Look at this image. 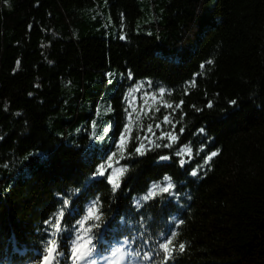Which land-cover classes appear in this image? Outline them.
Listing matches in <instances>:
<instances>
[{"label":"trees","instance_id":"16d2710c","mask_svg":"<svg viewBox=\"0 0 264 264\" xmlns=\"http://www.w3.org/2000/svg\"><path fill=\"white\" fill-rule=\"evenodd\" d=\"M125 123L123 185L85 194ZM149 124L154 144L136 156ZM156 124L178 142L155 147L166 144ZM180 145L191 152L184 169L174 163ZM160 155L173 166L155 164ZM165 175L176 195L135 207ZM62 197L78 210L99 197L96 264H163L159 242L170 232L168 264H264V0H0V264H38L44 221ZM74 222L66 213L57 264H72ZM126 230L128 243L111 245L107 260V232Z\"/></svg>","mask_w":264,"mask_h":264},{"label":"snow or ice","instance_id":"6c2138e0","mask_svg":"<svg viewBox=\"0 0 264 264\" xmlns=\"http://www.w3.org/2000/svg\"><path fill=\"white\" fill-rule=\"evenodd\" d=\"M123 38V37H121ZM207 63L211 64V61ZM19 65V62H18ZM203 68L204 65H201ZM129 78H132V74L129 72ZM150 83V82H149ZM139 87V86H137ZM160 93H164V89L161 88ZM149 95L145 93V96ZM183 101H181V104ZM233 105L236 104V101L231 102ZM209 108H212L213 105L209 103L207 105ZM165 107L171 108L172 105L166 104ZM128 109H125L127 112ZM149 111H151L149 109ZM159 111V109H157ZM163 123L174 125L175 121L169 119V116H165L163 119ZM93 127H95V122H93ZM156 129H161L160 124L155 125ZM143 132L144 129H141ZM203 133L205 130L201 128L199 130ZM183 132V129H181ZM150 137H156V132L153 131V125L149 124L146 130V133L143 137H136V147H135V155L143 157L147 155V152L151 149L148 147V144L153 143L154 140H151ZM159 139L167 140L166 144H155V147H165L171 148L173 142H178V136L173 134V132H165L161 129ZM132 136L129 132V124L125 123L123 125V130L120 132L118 139L114 142V147L116 151H111L102 156L101 162L96 164L94 171L85 181L86 190L85 194L91 190V187H95L99 183H107L111 187L113 192L118 191L123 185L124 178L127 174L128 167H119L116 165L119 164V159L123 158L124 153L127 152V144L131 143ZM187 145H180L178 150L174 153L177 158L174 163H177L179 168L184 169L186 163H190L188 160V156L191 155L189 151L187 155L185 154V149ZM119 153V159L118 157ZM218 153L213 151L208 156L205 157V162L208 163L212 160L214 156ZM35 155V154H34ZM173 161V155H160L158 157L157 163L162 165L163 167H172V164L165 163ZM191 176H197L199 174L198 169H190L186 170ZM183 174V173H182ZM164 183L152 182L151 185L146 189L145 194L140 197L134 199L133 203L135 207L139 208L142 206L141 201H149L156 200L158 197L164 196H175L177 185L172 181V178L168 175L163 177ZM91 186V187H89ZM73 195L77 197V200L81 198L80 189H74ZM60 207L56 210L52 217L46 219L44 221L47 231L48 239L44 244V252L40 258L38 264H57L58 256H63L64 253L60 252V240L62 237V233L68 231L67 227L64 223L65 214L73 217L74 224L72 228V238L71 243L68 248V259L71 260L72 264H96L94 259H91L93 253L96 250V236L93 232L94 229L99 228L103 224V213L101 211L102 204L99 200V197H96L87 205L86 208H80L78 210L77 203H75L72 199L62 197L59 201ZM83 212V215L80 213ZM76 216H80L79 219H75ZM182 224L183 221H180ZM175 232H170L167 237L159 242L158 254L162 253L164 260L163 264H168L170 260L174 258L176 253V247L173 245V241L176 238ZM134 242V241H133ZM125 243H128L126 240ZM186 248L185 244L179 245V251L183 252ZM117 251L122 252V249H118ZM116 253L114 252V255ZM123 258V257H121ZM145 260L151 259L150 256L146 255L144 257Z\"/></svg>","mask_w":264,"mask_h":264},{"label":"bare ground","instance_id":"6f19581e","mask_svg":"<svg viewBox=\"0 0 264 264\" xmlns=\"http://www.w3.org/2000/svg\"><path fill=\"white\" fill-rule=\"evenodd\" d=\"M127 88H128V85H127ZM125 92H126V91H124L123 94H125ZM164 142L168 143L167 140H165ZM93 164H95V163H93ZM155 164H158V163L156 162ZM95 166H96V164H95ZM149 183H150V182H149ZM149 183H148V184H149ZM123 213H124V214H127V211H123ZM146 213H147L148 215H151V212H150V211H146ZM119 214H120V212H119ZM114 215H117V211L115 212ZM121 217H122V216L120 215V216L118 217V219L121 218ZM118 219H117V220H118ZM117 220H116V221H117ZM155 222H156V221H155ZM123 225H124V227H125L126 229L128 228V226H130V225L128 224V222H126V221L123 222ZM170 231H171V229H170ZM104 232H105V230H101V229L98 230V234H99V235L104 234ZM138 233H140V232H138ZM140 234H141V233H140ZM107 235L110 236V238H109V248H108L107 250L103 251L102 253H104V256H105V258H106L107 260H110L111 258H110V256L108 255V250L110 249V246H111V245H116V244H118V243H120V242H124V241L128 240L129 237L132 235V232L126 230V233H124V234L121 235L120 232L108 231V232H107ZM158 237H160V236H158ZM15 242H16V241H15ZM13 247H14V246H13ZM137 261H139V262H145V260H142V259H137Z\"/></svg>","mask_w":264,"mask_h":264},{"label":"rangeland","instance_id":"374dc122","mask_svg":"<svg viewBox=\"0 0 264 264\" xmlns=\"http://www.w3.org/2000/svg\"><path fill=\"white\" fill-rule=\"evenodd\" d=\"M117 215H119V214H117ZM117 215L111 217V219H110V221H109V224H110V225L113 223V221H116V216H117Z\"/></svg>","mask_w":264,"mask_h":264}]
</instances>
